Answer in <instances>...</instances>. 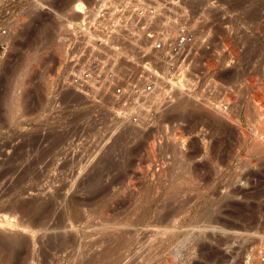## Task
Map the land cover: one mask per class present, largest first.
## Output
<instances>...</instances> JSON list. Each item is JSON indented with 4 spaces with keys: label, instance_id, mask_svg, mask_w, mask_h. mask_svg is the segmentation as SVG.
Listing matches in <instances>:
<instances>
[{
    "label": "rangeland",
    "instance_id": "obj_1",
    "mask_svg": "<svg viewBox=\"0 0 264 264\" xmlns=\"http://www.w3.org/2000/svg\"><path fill=\"white\" fill-rule=\"evenodd\" d=\"M81 1L85 7L78 13L75 0H0V44L5 47L0 61V240L10 232L31 234L30 251L44 250L45 258L40 253L38 260L46 262L53 252L48 248L65 238L68 247L56 255L59 264L79 263L76 253L82 248L87 254L82 261L106 249L112 259L119 256L118 264L170 259L177 264H260L256 237L264 209V151L259 148H264V125L255 117L253 100L264 110V0H179L178 9L159 0H110L111 17L94 22L122 24L119 36L106 27L89 31L104 0ZM153 2L157 14L140 24L125 11L115 14L123 3ZM252 10L259 23L250 16ZM80 22L88 27L84 38L82 29H75ZM156 39L163 42L161 54L152 51ZM88 41L92 51L103 53L97 69L101 77L98 82L88 78L89 86L71 85V71L94 62ZM188 43L200 49L194 59ZM76 55L85 57L76 61ZM209 59L215 68L207 67ZM149 66L155 71L148 73ZM9 68L11 74L5 75ZM113 68L117 79L110 83L106 70ZM153 76L151 93L127 92L128 84L142 86ZM17 84L24 85L23 92L12 103ZM117 85L124 87L123 95L113 90ZM182 100L200 108L197 119L189 122L179 112ZM217 103L233 112L234 121L214 125ZM31 199H38L39 208L24 212L21 205ZM31 255L19 252L3 260L0 251V264H32Z\"/></svg>",
    "mask_w": 264,
    "mask_h": 264
},
{
    "label": "bare ground",
    "instance_id": "obj_2",
    "mask_svg": "<svg viewBox=\"0 0 264 264\" xmlns=\"http://www.w3.org/2000/svg\"><path fill=\"white\" fill-rule=\"evenodd\" d=\"M67 1H69V0H67ZM70 1H72V0H70ZM74 2V1H73ZM141 5V4H140ZM156 5V4H155ZM74 8H75V10L78 12V13H80V12H82L83 11V8L85 7V4H83V2L81 1V0H75V3H74ZM181 5H179V6H177V9H178V7H180ZM159 7V6H158ZM176 7V6H175ZM180 8H182V7H180ZM173 9H175V8H173ZM216 9V8H215ZM233 9V8H232ZM245 9V8H244ZM187 10V9H186ZM188 11V10H187ZM219 11V10H218ZM229 11H231V10H229ZM244 12V11H243ZM251 12V14H250V16H252V17H254L255 15H256V13H257V10H252V11H250ZM259 13H260V11H258ZM242 13V12H241ZM245 13V12H244ZM182 14V13H181ZM190 14V13H189ZM191 14H193V13H191ZM223 14H224V12H223ZM218 15H219V13H218ZM246 15V14H245ZM79 16V15H78ZM189 16V15H188ZM215 16V15H214ZM259 16V15H258ZM191 17H193V16H191ZM237 17V16H236ZM242 17V16H241ZM255 17H256V19H255ZM254 18H253V20L254 21H256L257 20V22H258V19H257V16H255ZM204 18V17H203ZM215 18V17H214ZM225 18V17H224ZM227 18V17H226ZM225 18V19H226ZM232 19V18H231ZM240 19H244L243 17L242 18H240ZM251 19V18H250ZM167 20H168V18H167ZM223 20V19H222ZM252 20V19H251ZM250 20V21H251ZM162 21H164V19L162 20ZM166 21V20H165ZM189 21V20H188ZM216 21V20H215ZM238 21V20H237ZM250 21H248V22H250ZM158 22V21H157ZM167 22V21H166ZM173 22V21H172ZM204 22V21H203ZM202 22V23H203ZM234 22V21H233ZM236 22V21H235ZM253 22V21H252ZM170 23V22H169ZM205 23V22H204ZM228 23V22H227ZM256 23V22H255ZM259 23V22H258ZM173 24V23H172ZM183 24H185V23H183ZM216 24H218V23H216ZM257 24V23H256ZM168 25V24H167ZM193 25V24H192ZM215 25V24H214ZM224 25V24H223ZM233 25V24H232ZM255 25V24H254ZM258 25V24H257ZM256 25V26H257ZM178 26V25H177ZM180 26V25H179ZM178 26V27H179ZM196 26V25H195ZM203 25H201L200 27L202 28V29H200V27L198 26V28H199V30H200V32H203V33H205L204 31H203V29H205V27L203 28L202 27ZM217 26V25H216ZM170 27V26H169ZM191 28V27H190ZM190 28H188L189 30H190ZM211 28V27H210ZM209 28V29H210ZM228 28V27H227ZM208 30V29H207ZM180 31V30H179ZM174 32V31H173ZM193 32V31H192ZM191 32V33H192ZM199 32V33H200ZM208 32V31H207ZM224 32V31H223ZM167 33V32H166ZM189 33V32H188ZM183 34V33H182ZM238 34V33H237ZM232 35V34H231ZM236 35V34H235ZM249 35V34H248ZM190 36H192L193 37V35L192 34H190ZM199 36V35H198ZM202 36V35H201ZM206 36V35H205ZM224 36V35H223ZM226 36V35H225ZM230 36V35H229ZM184 37V36H183ZM222 37V36H221ZM2 38V37H1ZM220 38V37H219ZM226 38H228V37H226ZM7 39V38H6ZM185 39V38H184ZM183 39V40H184ZM189 39V38H188ZM187 39V40H188ZM192 39V38H191ZM199 39V38H198ZM2 40H4L3 38H2ZM180 40V39H179ZM193 40V39H192ZM195 40V39H194ZM5 41V40H4ZM8 41V40H7ZM172 41H173V39H172ZM178 41V40H177ZM189 41V40H188ZM215 41V40H214ZM218 41V40H217ZM245 41V40H244ZM171 42V41H170ZM179 42V41H178ZM185 42H186V40H185ZM184 42V43H185ZM190 42H191V40H190ZM216 42V41H215ZM223 42V41H222ZM173 43V42H172ZM183 43V44H184ZM220 43V42H219ZM176 44V43H175ZM189 44V46H190V48H192L191 50H189V58H192V59H194L195 58V56H193L192 57V54L193 53H195L196 52V48H193V47H191V45H190V43H188ZM222 44L223 43H221V46H222ZM187 46L188 45H186V47H184V48H187ZM188 46V47H189ZM195 46V45H194ZM214 47V46H213ZM235 47V46H234ZM169 48V47H168ZM171 48V47H170ZM169 48V49H170ZM181 48H183V47H181ZM200 48V47H199ZM222 48V47H221ZM228 48V47H227ZM231 48V47H230ZM168 49V50H169ZM189 49V48H188ZM188 49H187V51H188ZM181 50H183V49H181ZM200 50V49H199ZM198 50V51H199ZM219 50V49H218ZM197 51V52H198ZM203 51V50H202ZM201 51V52H202ZM245 51V50H244ZM170 52H171V50H170ZM179 52V51H178ZM197 52H196V54H197ZM200 52V51H199ZM229 52V51H228ZM236 52V51H235ZM235 52L233 53V54H235ZM169 53V52H168ZM222 53H223V50H222ZM230 53V52H229ZM244 53V52H243ZM195 54V55H196ZM219 54H220V51H219ZM225 54H226V52H225ZM232 54V55H233ZM236 54H237V52H236ZM242 54V53H241ZM194 55V54H193ZM200 55V54H199ZM221 55V54H220ZM228 55V54H227ZM230 55V54H229ZM180 56H181V58H183V60H184V54L182 53V55L180 54ZM201 56H202V53H201ZM205 56V55H204ZM172 57V56H171ZM174 57V56H173ZM203 57V56H202ZM221 57H222V55L220 56V59H221ZM231 57V56H230ZM235 57V56H234ZM187 58V57H186ZM189 58H187L186 60L190 63V65H191V62L189 61L190 59ZM201 58V57H200ZM212 58V57H211ZM244 59V58H243ZM163 60V59H162ZM167 60V59H166ZM170 60V59H169ZM186 60H184V61H186ZM207 60V59H206ZM224 60V59H223ZM183 61V62H184ZM186 61V62H187ZM193 61H195V60H193ZM205 61V60H204ZM219 61V60H218ZM217 61V62H218ZM177 62H178V60H177ZM206 62L207 61H205V62H203L204 63V65L206 64ZM244 62V61H243ZM166 63L168 64V62L166 61ZM165 63V64H166ZM189 63L187 64L188 66H189ZM193 63H195V62H192V64ZM218 63H220V62H218ZM166 64V65H167ZM185 64V63H184ZM196 64V63H195ZM222 64V63H221ZM220 64V65H221ZM175 65H177V64H175ZM183 65V64H182ZM186 66V65H185ZM194 67V65H191V67ZM235 66V65H234ZM11 67V66H10ZM192 67V68H193ZM205 67L206 66H204V70H205ZM207 67H216V64H215V62L212 60V59H209V65L207 66ZM180 68V67H179ZM184 67L182 66V69H183ZM218 68V67H217ZM217 68L215 69L216 70V72H217ZM10 70H12V69H10L9 68V70H7V71H5L4 73H5V75H6V73L7 74H9L8 73V71H10ZM192 70V69H191ZM208 70H210V69H208ZM233 70V69H232ZM104 71V70H103ZM175 71V70H174ZM183 71H185V69L183 70ZM190 71V70H189ZM202 71V70H201ZM205 71H207V70H205ZM219 71V70H218ZM165 72V71H164ZM204 72V71H203ZM202 72V74H204ZM208 72V71H207ZM13 73V72H12ZM194 73V72H193ZM192 73V71H191V74H193ZM206 73V72H205ZM215 73V72H214ZM11 74V73H10ZM9 74V75H10ZM130 74V73H129ZM187 74V73H186ZM189 74H190V72H189ZM190 74V75H191ZM206 74H208V73H206ZM217 74V73H216ZM219 74V73H218ZM217 74V75H218ZM8 75V76H9ZM205 75V74H204ZM3 76V75H2ZM200 76V75H199ZM215 75H213V77H214ZM5 77V76H4ZM119 77V76H118ZM191 77V76H190ZM192 77H193V75H192ZM202 77H203V75H202ZM202 77H201V80H202ZM9 78V77H8ZM212 78V77H211ZM215 78V77H214ZM198 79V78H197ZM204 79H206V78H204ZM203 79V80H204ZM4 80V79H3ZM181 80V79H180ZM199 80V79H198ZM22 81V80H21ZM186 81H187V79H186ZM189 81H190V78H189ZM23 82V81H22ZM127 82V81H126ZM199 82V81H198ZM204 82V81H203ZM207 82V81H206ZM181 83V82H180ZM191 83V82H190ZM193 83H195V82H193ZM201 83V82H200ZM18 84H20V83H18ZM18 84H17V86H16V88H15V90H13L12 91V95H11V97L10 98H12V103H13V101H15V100H17L18 98H14V95L16 96V95H19L21 92H23L22 90H23V86L24 85H22V87H18ZM203 84H205V83H203ZM95 85V84H94ZM198 86H199V84H197ZM219 85V84H218ZM105 86V85H104ZM95 87V86H94ZM197 87V86H196ZM202 87H204V86H202ZM18 88V89H17ZM82 88V87H81ZM194 88V87H193ZM214 88V87H213ZM177 89V88H176ZM188 89V88H187ZM187 89H186V87H185V90L187 91ZM197 89V88H196ZM215 89V88H214ZM174 90V89H173ZM189 90V89H188ZM191 90V89H190ZM212 90V89H211ZM18 92V94L17 93H15V92ZM169 91V90H168ZM192 92H194V91H192ZM198 92V91H197ZM204 92H205V90H204ZM204 92H202V93H204ZM167 93V92H166ZM201 93V92H200ZM167 94H169V92L167 93ZM166 94V95H167ZM186 94V93H185ZM213 94V93H212ZM165 95V96H166ZM172 95V94H171ZM178 95V94H177ZM221 95V94H220ZM181 96V95H180ZM183 96H185L184 94H183ZM193 96V95H192ZM191 96V97H192ZM217 96V95H216ZM224 96V95H223ZM223 96H220L221 98H219V99H221V100H223L222 98H223ZM227 96H228V94H227ZM226 96V99H224L225 101H227L229 98V96L227 97ZM261 96L263 97L264 96V91L262 90L261 91ZM2 97V96H1ZM176 97V96H175ZM190 97V96H189ZM204 97V96H203ZM203 97H202V99H203ZM210 97V96H209ZM261 97V98H262ZM196 98H197V96H196ZM201 98V97H200ZM175 99V98H174ZM178 99V98H177ZM194 99V98H193ZM199 99V98H198ZM210 99V98H209ZM180 100V99H179ZM196 100V99H195ZM201 100V99H200ZM230 100V99H229ZM216 101H217V99H216ZM178 102V101H177ZM186 102L187 101H180V103H179V112L180 113H182L183 112V115H184V117L186 118H189V122L190 121H193L194 119H197V114H198V110L200 109H198L197 110V108L195 107V106H193V105H190L189 103H191V102H189L188 104H186ZM201 102V101H200ZM222 102L223 101H220L219 100V103H221V105H222ZM253 102L255 103V111H254V113H255V117H256V119H257V121H258V123H259V125H261V126H263L264 125V110L261 108L260 109V107L258 106L259 104H258V99L256 98V99H254L253 100ZM166 103H168V102H166ZM207 103V102H206ZM205 103V104H206ZM219 103H217V106L213 109V111H214V116H211L212 118H213V123H214V125L216 124V125H218V124H220V122L222 123L223 122V125H225L226 124V122H225V124H224V121L225 120H230V121H234V119H235V117L232 115L233 114V112H232V110L230 111V112H232V114H230L229 112H227V110H226V108H225V106H224V108H225V110L219 105ZM169 104V103H168ZM178 104V103H177ZM202 105V103H199L198 105ZM210 103H208V105H209ZM13 105V104H12ZM163 105H165V104H163ZM200 105V107H202ZM229 105V104H228ZM232 105V104H231ZM261 105V104H260ZM207 106V105H206ZM210 106V105H209ZM211 106H213V105H211ZM223 106V105H222ZM162 107V106H161ZM164 108H165V106H163ZM166 107H168V106H166ZM175 107V106H174ZM173 107V108H174ZM204 107V106H203ZM172 108V109H173ZM176 108V107H175ZM174 108V110H177V108L175 109ZM209 108V107H208ZM207 108V109H208ZM162 109V108H161ZM203 109V108H202ZM163 110V109H162ZM173 110V111H174ZM205 110V109H204ZM182 111V112H181ZM205 111H208V110H205ZM210 111H212L211 109H210ZM212 111V112H213ZM163 112V111H162ZM165 112H167V111H165ZM164 113V112H163ZM207 113V112H206ZM176 114V113H175ZM201 114V113H200ZM179 115V114H178ZM181 115V114H180ZM204 115H206V114H204ZM203 115V116H204ZM235 115V114H234ZM171 116V115H170ZM210 117V118H211ZM172 118V117H171ZM177 118V117H176ZM190 119H192V120H190ZM202 120H203V118H202ZM181 121V120H180ZM186 121V120H185ZM197 121V120H196ZM198 121H199V119H198ZM172 122V121H171ZM204 122V121H203ZM167 123V122H166ZM178 123V122H177ZM186 123H187V121H186ZM180 124V123H179ZM196 124H197V122H196ZM201 124V123H200ZM212 124V123H211ZM198 125V124H197ZM208 126V125H207ZM168 127V126H167ZM175 127V126H174ZM178 127V126H177ZM190 127H191V125H190ZM189 127V128H190ZM198 127V126H197ZM215 127V126H214ZM216 128V127H215ZM167 129V128H166ZM182 129V128H181ZM226 129V128H225ZM168 130V129H167ZM217 130V129H216ZM222 130V129H221ZM190 131V130H189ZM174 132V131H173ZM186 132H188V131H186ZM166 137V136H165ZM167 141V140H166ZM170 144V143H169ZM171 145V144H170ZM260 146H262V144H260ZM259 146V148L261 149L260 151H264V148H263V146L262 147H260ZM166 148V147H165ZM263 149V150H262ZM166 150V149H165ZM169 150V149H168ZM175 150H177V149H175ZM192 151V150H191ZM201 152V151H200ZM193 154V153H192ZM188 155V154H187ZM184 157V156H183ZM264 157V156H263ZM177 158V157H176ZM180 160V159H179ZM171 161V160H170ZM182 161V160H181ZM172 165V164H171ZM32 200V199H31ZM38 199H33L32 201H30V203H25V201H24V203L21 205L22 206V208L21 209H23L24 210V212H25V210H29V212H30V210H37L38 208H39V203H38V201H37ZM51 200V199H50ZM55 200H51V202H49V203H53ZM22 203V202H21ZM42 204V203H41ZM53 205V204H52ZM52 205H50L51 206V208H52ZM21 206H19V208L21 207ZM42 206H44V205H42ZM47 206H49V205H47ZM41 207V206H40ZM50 208V207H49ZM50 208V209H51ZM42 209V208H41ZM53 209V208H52ZM51 209V210H52ZM48 210V209H47ZM50 210V211H51ZM46 211V210H45ZM44 211V212H45ZM27 212V211H26ZM52 212V211H51ZM50 212V213H51ZM45 213H47V212H45ZM48 214V213H47ZM40 218V217H39ZM41 219V218H40ZM39 223H41V224H43L44 223V221H43V223L40 221ZM63 223V222H62ZM38 224V223H37ZM57 224V223H56ZM61 224V223H60ZM40 225V224H39ZM55 225V224H54ZM58 226V225H57ZM53 227V226H52ZM55 227V226H54ZM50 228V227H49ZM64 228V227H63ZM60 229V228H59ZM50 230V229H49ZM63 230V229H62ZM61 230V231H62ZM60 231V232H61ZM21 232V231H20ZM30 232H32V231H30ZM29 232V233H30ZM7 233V232H6ZM11 233V232H10ZM8 234V235H6V234H4L5 236H7V239H8V241H7V239L6 238H3V239H6L5 241L4 240H2V238H1V240L3 241H1L0 240V251H3L4 252V259L3 260H9L10 258H12L14 255H16V254H19V252H26L27 253V256H28V251H29V253L31 252L32 253V255L31 256H29L28 258H30L29 260H31V261H33V263L32 264H37L38 262H39V264H59V263H57V262H60L59 261V259H57L58 258V256L56 257V255L58 254L59 255V253H63L64 251L66 252L67 251V247H68V245H66V242L64 241V242H62V241H59V244H57V246L56 245H52V246H50L51 245V243H50V247L48 248V251H53L52 253L53 254H55V255H53L52 253L51 254H49L48 255V258L49 259H47V261L46 262H44V258H45V254H46V252L43 250V251H41L40 253H41V255L44 257V258H42V260H38V255H40V253H39V251L36 249V247H35V249L33 248V249H31V251H30V247H31V245H30V243H32L33 241V239L32 240H30V242H29V239H31V234L29 235V237L28 236H23L21 233H18V232H14V233H12V234ZM49 233V232H48ZM32 236H35L34 234L32 235ZM63 236H65V235H63ZM62 236V237H63ZM4 237V236H3ZM35 238V237H34ZM58 238V237H57ZM257 238V237H256ZM50 239V238H49ZM36 239H34V241H35ZM60 240V239H59ZM66 240V239H65ZM32 241V242H31ZM37 241V240H36ZM52 240H50V242H51ZM60 242H62V243H60ZM34 243V242H33ZM49 244V243H48ZM33 246H34V244H33ZM67 246V247H66ZM46 247H47V245H46ZM69 247H70V245H69ZM42 248V247H41ZM82 248V247H81ZM81 248H79V249H81ZM69 249V248H68ZM126 249V248H125ZM77 250H78V248H77ZM82 250L83 251H81V250H78V252L76 253L78 256V258L80 259L79 261V263H76V264H118V259H116V258H118V257H116L115 256V260L114 259H112V257H111V253L110 252H108V251H106V249H100L99 251H94V252H92L91 253V255H92V257L90 258V259H88V260H86V261H82V259L85 257V255L87 256V254L84 252L85 251V249L84 248H82ZM48 251H47V253H48ZM73 251V250H72ZM49 252V253H50ZM89 253H90V250L88 251ZM69 253H73V252H71V251H69ZM114 254H115V251L113 252ZM118 253V252H117ZM116 253V254H117ZM66 255H68V252L66 253ZM94 255V256H93ZM103 255V256H102ZM41 256V257H42ZM55 256V257H54ZM60 256V255H59ZM61 256H62V254H61ZM64 256V255H63ZM137 256H138V254H137ZM73 257V256H72ZM146 258V257H145ZM77 259V258H76ZM75 259V260H76ZM86 259V258H85ZM121 259V258H120ZM144 260V259H143ZM146 260V259H145ZM129 261V260H128ZM133 261V260H132ZM150 261V260H149ZM149 261H148V263H149ZM169 261V260H168ZM167 260H166V262L167 263H165V264H177V263H175V261L173 262V261H171V259H170V261L168 262ZM34 262H36V263H34ZM73 262V261H72ZM146 262V261H145ZM145 262L143 261L142 262V264H145ZM68 264V263H67ZM72 264V263H71ZM128 264H131V263H128ZM141 264V263H140ZM150 264V263H149ZM155 264V263H154Z\"/></svg>",
    "mask_w": 264,
    "mask_h": 264
},
{
    "label": "built area",
    "instance_id": "obj_3",
    "mask_svg": "<svg viewBox=\"0 0 264 264\" xmlns=\"http://www.w3.org/2000/svg\"><path fill=\"white\" fill-rule=\"evenodd\" d=\"M159 2L163 6H177L179 3V0H159ZM113 4H114V2L112 3V1H110V0L100 1L99 7L97 8V13L95 14V16L93 18V28L90 29L86 26H83L85 23L80 22L79 24H77L75 26V29H79V30L82 29V30H80V32H83V38L85 37V32L83 31V30H85V28H88L89 31L96 32L97 30H102L101 29L102 27H106V28H108V30L111 29L114 32L111 34H117L119 36L121 33V30H123L122 28L125 27L122 24H119L118 22L115 23L113 21H110V22L108 21V22H105L103 24H96L94 22V21L99 22L98 20L106 18V17L110 18L111 15H109V13L111 11L110 9H111ZM117 6L118 5H115V8ZM120 6H121V4H120ZM112 8L114 10V7H112ZM112 11H111V13H112ZM124 11H125V13H128L130 15L129 16L130 18L134 19V22H135V20L138 19L139 20L138 24H140L141 19H144L146 16H154L158 12L157 7L155 6L154 2L148 3V4L143 3V5H137V4L133 5L132 3H126V4L123 3L122 8L119 11V13H115V14L119 15L120 13H124ZM96 25H98V27H95ZM148 35H149V37L152 36V35H150V33ZM93 39H94V42H96V43L99 41H101V43H102V40L100 37H94ZM182 40H183V37L180 38L179 42H181ZM102 45H104V44L102 43ZM177 46L178 45H176V44H172L171 49L176 50ZM104 47H106V45ZM162 47H163V42L160 39H156L152 42V51H159V54H161L162 53ZM92 48H93L92 43L88 41L87 50L91 49L92 55L93 56L95 55L94 62L92 64H86V62H82V64L80 63V65L78 66V68L76 70H73V72L71 71L70 76H69V82L71 85L82 86V84L84 83L83 86H89L86 84V80L88 78H92V80H94L95 82L99 81L101 76H99L98 74L101 73V71L98 72V70H97L98 64H99L98 58H99V56H102L103 53L98 52L96 50L92 51ZM159 54L155 55V56H157V58L154 57L156 60L159 58ZM4 55H5V47L2 44H0V61L3 59ZM131 55H134V54H131ZM76 57H77L76 61H79L80 59H82L85 56H79L78 57L76 55ZM71 60L74 61V58H72ZM89 60L90 59H88V61ZM82 65H84L87 69H81ZM108 65H110V62H106L104 64L105 68H107ZM111 65H113V64H111ZM153 65L155 66V62ZM76 66H77V64H76ZM149 67L150 68L146 69V71H148V73L155 71L153 69L155 67H153V66L152 67L149 66ZM115 69L117 70V67H115ZM115 69L113 72L112 71L107 72V70H106V73L108 74L106 77V80L108 82L110 81V83H111V81L113 82L117 79L116 78L117 71ZM152 69H153V71H151ZM87 70H89V71H87ZM75 71H78V72H75ZM108 77H110V78H108ZM149 79H151V80L146 82V83L142 82V86L139 84H128L129 86H128L127 92L131 91L136 96L142 95L143 92L144 93H151L154 90V84H153L152 79H156V78L153 76L151 78H148V80ZM110 88H111V86H110ZM113 90L119 95L120 94L123 95L126 92V91H124V87L122 85H117L116 87H113ZM257 239H258V261L260 264H264V209L262 210V212L258 218Z\"/></svg>",
    "mask_w": 264,
    "mask_h": 264
}]
</instances>
